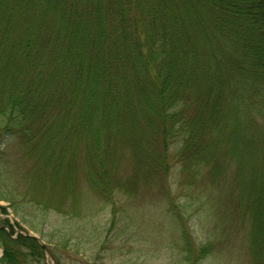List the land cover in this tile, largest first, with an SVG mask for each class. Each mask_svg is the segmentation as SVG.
Masks as SVG:
<instances>
[{"label":"trees","instance_id":"trees-1","mask_svg":"<svg viewBox=\"0 0 264 264\" xmlns=\"http://www.w3.org/2000/svg\"><path fill=\"white\" fill-rule=\"evenodd\" d=\"M93 199L113 256L168 237L201 264L242 234L240 264H264V0H0V201L45 227ZM6 227L3 264H46Z\"/></svg>","mask_w":264,"mask_h":264},{"label":"rangeland","instance_id":"rangeland-1","mask_svg":"<svg viewBox=\"0 0 264 264\" xmlns=\"http://www.w3.org/2000/svg\"><path fill=\"white\" fill-rule=\"evenodd\" d=\"M178 172V169L173 170V177L171 178V185L173 188L178 185V183H180ZM159 195L161 196L160 199H162L163 196L158 193V198ZM187 195L188 194L185 191L180 192L177 195L179 196V198L174 199L172 203L181 204L182 206L185 203L187 204ZM93 202L94 204L95 202H97V204L93 206L94 210L92 211V215H88V213H86L84 209V213L81 214V217L70 223L71 221L69 220L71 219H67V221H64V219H55L58 218V216L50 214V216L52 217L49 216L48 224L45 227L40 222L39 224H33V226L35 227L34 229V227L30 223H26L22 221L19 216H15L12 213V210L8 207L7 203L0 201V227L6 225V230L8 233L11 231L10 228L12 227V239H15L20 234L25 235L26 233L33 236L35 235L40 238L49 250V252H46L44 250L46 264L56 263V261L54 262L52 260V254L50 252L57 255V257L63 264H176L177 261H179L180 257L178 256L177 252L169 247L170 240L168 237L159 238L158 243L163 247H158V250L156 248H154V251L143 249V253L131 252L132 254H129L125 249L123 250V253L117 252L113 256V250H115L116 248H121L123 246L119 243L120 240H116L114 245L110 248L108 247V245L104 247L101 243H99V238L97 237L99 233H102V239L107 236L110 237V235L104 233V227L107 224H110L111 215L110 213H105L103 211L100 215H96L99 210L102 209L101 207L103 206V204L98 202L97 199H93ZM126 203L127 201L124 200V204ZM133 203V210L135 212L136 208L140 206L138 205L139 200L134 201ZM195 203L196 202H193L192 204H188L187 206L196 207ZM169 206L172 207L171 204ZM156 207H154L155 209L151 212V214L157 212L160 213V210L162 209V212L165 216L161 220L160 213L158 215V218L161 221L165 222L163 225H160L161 227L169 230L171 227V219L166 220V217L168 218L170 215L168 203H164V205L162 206H158L157 204ZM140 208L138 207V210H140ZM152 209V207L147 208L148 213ZM166 221L168 222V224L166 223ZM189 222L190 230L192 231V235L196 242H203L202 239L203 237H206V233H204L203 230H200L202 227L197 219L192 218ZM94 228L98 229L94 230ZM171 228L175 231L174 227ZM37 230H40L41 234H38L39 232L36 233ZM94 236H96L95 239ZM242 238L243 236L242 234H240V236L235 238L234 241H232L229 245L226 240V244L221 247L224 250H228L238 242L236 244L238 248L237 252H230L228 250V252L226 253L223 252L222 255L221 250H219L221 252V256H212L203 261L201 264H240L241 262H239L237 256L240 255L239 245H241ZM124 247L128 248L127 246ZM140 248L141 247L136 245L135 251L137 252ZM1 256H3L2 246L0 247V264H3L1 262ZM130 256L132 257V259L139 258L138 262L135 263L134 261H132V263H130ZM243 263L244 259H242V264Z\"/></svg>","mask_w":264,"mask_h":264},{"label":"water","instance_id":"water-1","mask_svg":"<svg viewBox=\"0 0 264 264\" xmlns=\"http://www.w3.org/2000/svg\"><path fill=\"white\" fill-rule=\"evenodd\" d=\"M25 235H26V236H28V237H34V238H36V239L38 240V238H37V237H35V236H32L31 234H28V233H26ZM39 242H40V244H41L43 247H45V248H46V246L44 245V243H43L42 241H40V240H39Z\"/></svg>","mask_w":264,"mask_h":264}]
</instances>
